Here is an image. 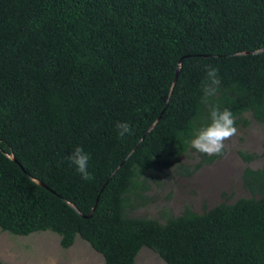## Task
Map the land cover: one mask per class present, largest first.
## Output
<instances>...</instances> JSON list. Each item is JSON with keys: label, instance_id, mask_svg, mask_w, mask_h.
<instances>
[{"label": "trees", "instance_id": "16d2710c", "mask_svg": "<svg viewBox=\"0 0 264 264\" xmlns=\"http://www.w3.org/2000/svg\"><path fill=\"white\" fill-rule=\"evenodd\" d=\"M263 47L264 0H0V230H49L62 248L78 235L104 264L142 247L167 264H264V166L244 167L249 195L232 202L163 208V222L126 211L147 202L140 175L210 123L207 66L222 81L212 103L237 128L264 124ZM198 154L196 168L219 157Z\"/></svg>", "mask_w": 264, "mask_h": 264}, {"label": "rangeland", "instance_id": "374dc122", "mask_svg": "<svg viewBox=\"0 0 264 264\" xmlns=\"http://www.w3.org/2000/svg\"><path fill=\"white\" fill-rule=\"evenodd\" d=\"M237 129L239 135L235 144L226 142L224 154L211 163L196 168L200 159L198 151L189 148L177 157L169 156V165L158 163L141 174L138 179L147 186L142 192L147 196V202L133 201L127 214L163 222V208L173 215L179 214L185 206L200 212L220 201L232 202L248 196L242 186L241 174L246 165L252 168L264 166V124L250 120L246 128ZM239 150L255 152L259 156L246 162L240 157ZM0 260L3 264H104L101 254L78 235L72 246L62 248L59 235L49 230L28 235L0 230ZM135 264L167 263L147 247H142Z\"/></svg>", "mask_w": 264, "mask_h": 264}, {"label": "clouds", "instance_id": "9594fccd", "mask_svg": "<svg viewBox=\"0 0 264 264\" xmlns=\"http://www.w3.org/2000/svg\"><path fill=\"white\" fill-rule=\"evenodd\" d=\"M221 83L218 68L211 65L207 66L206 80L202 86L203 95L200 102L204 105L211 104L210 123L199 127L189 143L192 149L208 156L223 155L226 142L228 145L235 144L239 135L234 114L229 109L221 110L218 104L212 103L213 98L220 92ZM116 128L120 138L132 135L134 132L128 122H118ZM68 159L76 166V170L82 179H92L88 171L90 155L82 147H77Z\"/></svg>", "mask_w": 264, "mask_h": 264}, {"label": "water", "instance_id": "95a60500", "mask_svg": "<svg viewBox=\"0 0 264 264\" xmlns=\"http://www.w3.org/2000/svg\"><path fill=\"white\" fill-rule=\"evenodd\" d=\"M264 49V47L262 48V50Z\"/></svg>", "mask_w": 264, "mask_h": 264}]
</instances>
